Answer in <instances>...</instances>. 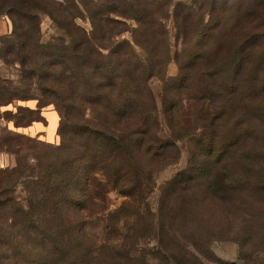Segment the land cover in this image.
Here are the masks:
<instances>
[{"label":"trees","instance_id":"1","mask_svg":"<svg viewBox=\"0 0 264 264\" xmlns=\"http://www.w3.org/2000/svg\"><path fill=\"white\" fill-rule=\"evenodd\" d=\"M41 14L59 31L52 42ZM2 16L12 28L0 61L17 78L0 71V106L39 104L0 117L27 126L52 103L60 143L28 138L36 163L25 154L0 168V264H141L151 238L179 264L215 240L239 242L245 257L264 250L254 221L264 216V0H0ZM182 146L188 166L157 207L156 175ZM111 193L122 197L114 210Z\"/></svg>","mask_w":264,"mask_h":264},{"label":"rangeland","instance_id":"2","mask_svg":"<svg viewBox=\"0 0 264 264\" xmlns=\"http://www.w3.org/2000/svg\"><path fill=\"white\" fill-rule=\"evenodd\" d=\"M82 24L87 25V22L80 20ZM12 26L8 17L2 16L0 19V34H6L10 32ZM41 33L42 40L44 42H52L57 37L59 31L52 23L50 17L47 14H41ZM174 29L171 28V43L173 56L175 51L180 46L178 40L175 38ZM17 65L4 64L0 61V71L12 79H16ZM178 73V65L174 59L170 61L167 67V76L173 77ZM152 89L157 96V103L159 108V118L161 121V135L166 137L169 133L163 111H162V81L159 79H153L151 83ZM39 104V100L36 97H30L25 100H17L9 105L0 106V112L5 110H11L16 113L19 105L29 106L36 108ZM24 113V112H22ZM42 116L41 120L33 121L27 126H16L14 119L8 120L4 117H0V168L14 167L19 158L25 154H28L29 160L32 163H36L35 150L28 148L34 142L28 138L37 140V142H44L48 144H59L60 135L58 133V127L60 123V115L56 111L52 103L45 104L41 107ZM18 117H22L18 114ZM25 119H29L27 113L23 115ZM33 117V116H31ZM7 141L8 145H2L3 141ZM24 147V148H22ZM33 155V156H32ZM189 152L184 146L181 147V154L179 162L168 166L156 175L157 189L153 191L150 196L151 202L158 207L160 204L163 193V186L179 171L188 166ZM15 193L18 196L24 197L25 190L24 185L21 183L17 186ZM122 201V197L111 193L110 202L111 209H116ZM254 221L261 224L264 227V216L260 217L258 214L254 216ZM161 219H159L157 228L160 233H163L164 228L161 226ZM177 237L184 239V244L191 245L190 235L186 236L184 233H176ZM256 242V241H255ZM264 244V239H263ZM211 252L207 257H203L200 254L197 256H190L188 260L181 261L180 264H264V250L253 248L248 256H243L242 249L239 242L234 240H215L210 244ZM159 248L157 239H149L147 244L143 247V254L145 255V261L141 264H179L173 260H170L165 252ZM193 251V250H192ZM194 252V251H193Z\"/></svg>","mask_w":264,"mask_h":264}]
</instances>
